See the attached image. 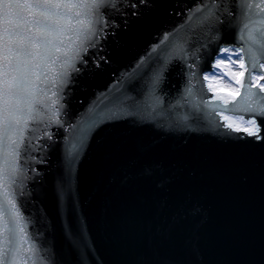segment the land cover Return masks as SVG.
I'll return each instance as SVG.
<instances>
[{"label":"water","instance_id":"95a60500","mask_svg":"<svg viewBox=\"0 0 264 264\" xmlns=\"http://www.w3.org/2000/svg\"><path fill=\"white\" fill-rule=\"evenodd\" d=\"M198 3L148 0L151 7L136 16L125 9L126 17L102 9L119 27L105 29L106 38L88 49L73 82L61 90L51 71L30 77L39 115L24 132L13 190L21 224L51 264H264V141L223 126L224 117L249 114L223 111L208 81L193 80L191 94L186 88L185 62L193 56L195 70L208 74L217 48L247 47L239 0H227L230 14L217 13L219 22L205 20L207 13L189 20ZM69 26H76L71 18ZM97 53L106 58L98 67ZM242 56L249 67L246 51ZM245 92L241 86L227 107H244ZM55 109L61 124L53 119L51 139L39 141L46 149L29 156L28 138L42 136Z\"/></svg>","mask_w":264,"mask_h":264},{"label":"snow or ice","instance_id":"6c2138e0","mask_svg":"<svg viewBox=\"0 0 264 264\" xmlns=\"http://www.w3.org/2000/svg\"><path fill=\"white\" fill-rule=\"evenodd\" d=\"M147 5L148 0H87L85 3H59L56 0H34V2L24 3L19 0H0V20L3 21L0 30V44H2L3 65L0 67V153L3 154L4 168L0 169V264H29L25 253L32 257L31 264H51L50 257L41 252L28 236L25 225L21 224L24 217L17 206L16 194L13 185L17 183L16 177L22 173L19 164L21 148L24 145V132L30 128V121L36 120L39 113L34 115V106L31 92V79L37 80L47 72H53L50 78L52 83L62 90L72 81V73H80L81 66L87 65L84 55L88 49L97 48L102 38H106L105 29H115L119 27L114 21L109 23L105 18V11L112 10L122 16L129 13L125 9H130L132 16L138 15L141 6ZM227 0H199L193 7L188 17L189 20L196 17L197 13L204 14L205 20L215 18L219 22L217 13L224 16L230 14V9L226 6ZM61 9H64L62 12ZM68 9H74L69 12ZM237 10L242 18L243 27L240 31V40L244 41L247 47L240 45L237 48L222 47L216 49L215 62L211 66L214 71L202 74L195 69L198 68V57L193 56L191 63L185 62L188 69L189 80L186 88L191 94L195 85L193 80L209 81L208 91L215 92L212 82L217 84L220 81L217 77H231L241 73L229 72V63L235 65L237 61L242 62L244 57L240 55L245 52L249 56V67L244 68L247 75L245 92V104L242 108L233 106L227 107V100H223L225 107L223 111L233 113H248L249 118L245 121L244 115L240 114L238 119L249 127L241 129L232 123L223 125L236 132L244 131L248 136L256 140L264 141L261 135V125H264V84L259 85L260 91H253V81L257 79L256 73L264 69V0H239ZM31 12V18L27 13ZM255 16L260 17L257 21ZM75 21L76 26H69V19ZM64 21V24H61ZM127 20L125 19V25ZM259 23L260 28L253 27ZM31 26V28L29 27ZM35 28L37 31H32ZM65 38L68 43L65 44ZM163 40H168L164 36ZM159 48V45H157ZM157 48H153L155 52ZM96 55L95 64L98 67L99 61L106 58ZM235 55L236 59L232 57ZM40 58L38 63H33ZM181 59H184L181 57ZM57 62H59L57 64ZM58 66L60 71H57ZM39 68V71L36 69ZM260 79H264V72H260ZM238 82V81H237ZM56 95V93H53ZM249 97H256L254 103L249 101ZM63 97H58L62 99ZM57 103V101H53ZM63 107V105H61ZM59 109L53 111L49 123L45 125L41 135H32L28 138V145L24 148L26 153L43 152L47 145L39 143L40 139H51V133L47 129L53 122L57 125L61 121L57 118ZM260 118V124L257 123ZM42 119V117H41ZM228 119V117H224ZM33 133L37 128L31 129ZM243 138V137H241ZM33 141H36L35 143ZM43 157L33 158V163H40ZM23 195L21 189L20 192Z\"/></svg>","mask_w":264,"mask_h":264},{"label":"rangeland","instance_id":"374dc122","mask_svg":"<svg viewBox=\"0 0 264 264\" xmlns=\"http://www.w3.org/2000/svg\"><path fill=\"white\" fill-rule=\"evenodd\" d=\"M240 55H242V52L240 53ZM232 59L233 60L236 59L235 55H233ZM240 63H243L245 67V63L243 60L242 62L237 61L235 65L229 63V67L227 69L229 72L241 73L239 75H236L235 79H232L231 77L221 78L218 76L217 79L220 81V83L217 84L215 81L212 82L213 87L216 89L215 91L216 96L224 97L225 100L228 101L230 99H233L237 95V93L240 90V87L243 81L244 72H245L244 68L240 67ZM256 76H257V79L253 81V84H258V85L264 84V79L259 78L260 74L256 73ZM208 84H209V81H208ZM227 121L229 123H232L235 127H240V128L249 127L247 124L240 121L238 119V116L229 115V120Z\"/></svg>","mask_w":264,"mask_h":264},{"label":"built area","instance_id":"2783aa9c","mask_svg":"<svg viewBox=\"0 0 264 264\" xmlns=\"http://www.w3.org/2000/svg\"><path fill=\"white\" fill-rule=\"evenodd\" d=\"M228 120H229V117H228Z\"/></svg>","mask_w":264,"mask_h":264}]
</instances>
